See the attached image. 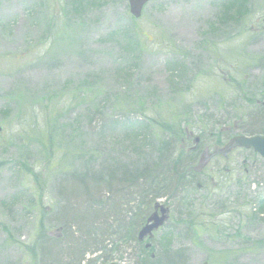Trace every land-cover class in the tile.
<instances>
[{"label": "rangeland", "instance_id": "374dc122", "mask_svg": "<svg viewBox=\"0 0 264 264\" xmlns=\"http://www.w3.org/2000/svg\"><path fill=\"white\" fill-rule=\"evenodd\" d=\"M234 1L248 18L219 23ZM244 94L264 102V0H155L138 20L126 0H0V264H264V160L214 136L264 133ZM174 119L202 188L156 199L169 219L143 256L149 210L99 173L177 154Z\"/></svg>", "mask_w": 264, "mask_h": 264}, {"label": "trees", "instance_id": "16d2710c", "mask_svg": "<svg viewBox=\"0 0 264 264\" xmlns=\"http://www.w3.org/2000/svg\"><path fill=\"white\" fill-rule=\"evenodd\" d=\"M224 21L227 20L225 19ZM169 123H171L169 129L172 133V142L182 144L185 140L184 137H186V133L184 129L180 128L179 120L174 119ZM173 125L176 126L177 131L173 130ZM49 136L51 135H48L47 131L46 140L50 139ZM159 148L160 149L158 153L154 154L155 156L153 155L151 159L145 156L144 161L136 163L137 166L131 164H120L117 162L112 167H108L104 171L102 168L100 170L99 176L103 178L104 182L102 183L103 186L101 184L100 185L102 187L108 186V191H110L109 188H111L112 186H125V190L127 189V187L128 189H136L137 195L136 199H133L134 201H132L131 199H126L123 196L121 202H124L128 205L130 203L133 204V202H136L137 210H139L140 207H144L145 211L147 209L149 210L152 203L156 199L164 195L170 196L173 199H179L182 193H188L192 188H194L193 184L196 181L195 176L197 172L193 169V167L190 168V163L195 157V152H184L180 149L179 152L175 155H167V146L161 144ZM186 158H192V160L185 161ZM72 186L79 190V192L80 189H82L80 183H74V185ZM83 186L85 187L84 191L86 192L88 190V184L83 183ZM90 186L94 187V189L97 190L99 188V183L93 182L90 184ZM180 200L184 201L185 198L183 197V199ZM263 201L264 199L260 201V207H263V203H261ZM100 205H102V203H100ZM70 213H73L74 215L78 214L77 210ZM261 221L264 222V219H261ZM73 224L76 225V222ZM63 228L65 227L63 226ZM136 245L139 247L143 256H145V251L141 247V245ZM47 249V251L43 250L42 255H44L45 253H49L50 250H52V248L49 246L47 247ZM49 256H51V253L47 258H49ZM175 257H177V255H174L172 258ZM155 261V258L150 259L145 257L143 260L144 263L150 264H156ZM165 264L173 263L169 259L165 262Z\"/></svg>", "mask_w": 264, "mask_h": 264}, {"label": "water", "instance_id": "95a60500", "mask_svg": "<svg viewBox=\"0 0 264 264\" xmlns=\"http://www.w3.org/2000/svg\"><path fill=\"white\" fill-rule=\"evenodd\" d=\"M149 0H128L129 3V11L132 16L138 18L140 16V11L142 6ZM238 145L244 147L246 149L252 148L253 151L259 154L262 158H264V138L263 137H252L249 139L246 138H236L234 140ZM157 206H155V209ZM161 216L158 218L156 213L152 214L147 219V224L140 230L138 233V241H142L145 236H152V232L157 230L163 223L166 221V209L162 206L159 207ZM153 222L152 224H150ZM148 247V245L146 246Z\"/></svg>", "mask_w": 264, "mask_h": 264}, {"label": "flooded vegetation", "instance_id": "af4514ba", "mask_svg": "<svg viewBox=\"0 0 264 264\" xmlns=\"http://www.w3.org/2000/svg\"><path fill=\"white\" fill-rule=\"evenodd\" d=\"M256 104H259L258 101H256ZM262 106V111H264V102L261 103ZM253 135H262L264 136V133H256V134H252V135H248V136H253ZM228 147L232 148V141L230 140L229 145H227Z\"/></svg>", "mask_w": 264, "mask_h": 264}, {"label": "bare ground", "instance_id": "6f19581e", "mask_svg": "<svg viewBox=\"0 0 264 264\" xmlns=\"http://www.w3.org/2000/svg\"><path fill=\"white\" fill-rule=\"evenodd\" d=\"M170 260L172 261V259L170 258Z\"/></svg>", "mask_w": 264, "mask_h": 264}]
</instances>
